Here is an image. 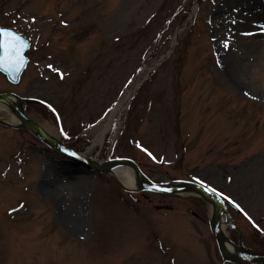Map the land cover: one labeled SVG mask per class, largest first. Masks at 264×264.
Masks as SVG:
<instances>
[{"label":"rangeland","instance_id":"obj_1","mask_svg":"<svg viewBox=\"0 0 264 264\" xmlns=\"http://www.w3.org/2000/svg\"><path fill=\"white\" fill-rule=\"evenodd\" d=\"M221 2L0 0V25L33 42V63L15 92L55 110L29 105L33 121L91 159L129 157L157 182L198 180L222 189L264 226V49L261 62L255 55L230 73L217 51V36L222 46L223 38L251 33L264 39V25L214 32ZM177 33V45L157 65ZM155 63L105 142L95 143L143 68ZM0 117L11 116L0 110ZM0 136V264H218L201 198L144 193L134 202L111 178L25 129L0 127ZM6 139L14 140L7 151ZM61 164L85 183L77 195L44 175Z\"/></svg>","mask_w":264,"mask_h":264},{"label":"bare ground","instance_id":"obj_2","mask_svg":"<svg viewBox=\"0 0 264 264\" xmlns=\"http://www.w3.org/2000/svg\"><path fill=\"white\" fill-rule=\"evenodd\" d=\"M236 8L237 11L233 12V9ZM237 23H236V21ZM255 21V22H254ZM235 22V23H234ZM264 25V0H222L221 5L217 8L214 19V32L221 34V31L227 28V33L229 32L228 27H236L234 30L250 33L255 30L262 29L260 26ZM257 28H254V27ZM247 29V30H246ZM256 36V35H255ZM253 33L251 36H241L240 39L235 40L234 42H226L223 38V46L220 44L221 36H217L218 44V54L221 57L223 62V68H227V71L239 72L242 69L241 64L247 66L248 60L252 59L261 62L262 49H264V39L255 37ZM263 37V35H259ZM227 44V46H225ZM260 54V55H258ZM258 55V56H257ZM264 63V62H263ZM251 65V64H249ZM262 79L261 83H264L263 73H260ZM142 79H138L135 84L139 83ZM133 92L130 90L126 92L123 98L118 103L116 110L112 113L110 122L112 123L124 110L127 109ZM1 108H4L1 106ZM10 121L16 125L21 124V120L15 115L10 117ZM46 129V128H45ZM108 127L105 125L103 130L97 135L96 142H103L105 138V132ZM47 132L58 140V137L52 133L51 130L46 129ZM69 169V168H68ZM66 168L65 165H48L44 168V175L52 184L62 190H66L72 195H77L80 193V189H85L86 185L81 178L75 177L73 171H70ZM112 175L116 176L126 187L134 188L136 182V176L134 175L133 170L130 167H120L115 169ZM71 180H76L75 182ZM212 208V207H211ZM213 211V209H212ZM65 212V210H64ZM63 216L65 219H68V216L64 213Z\"/></svg>","mask_w":264,"mask_h":264},{"label":"water","instance_id":"obj_3","mask_svg":"<svg viewBox=\"0 0 264 264\" xmlns=\"http://www.w3.org/2000/svg\"><path fill=\"white\" fill-rule=\"evenodd\" d=\"M23 51V50H22ZM23 69V68H22ZM22 69L15 67V80H17L22 72ZM15 102H13L8 95H0V101L6 103L18 116L22 121V127L31 131L35 136H37L41 141L46 143L51 148L57 150L58 152L76 159L80 162H83L87 166L91 167L94 170L101 171L103 173L112 175L113 170L122 167V166H129L131 167L136 176V189L130 190L124 187V189L129 191H153L159 193H166V194H176L181 192H195L200 194L206 200L212 202L215 206V215L212 222V229L217 236L223 256L226 260L236 262L239 264H264V256L255 255L250 251H247L243 248H236L237 253L235 255L229 253L225 249V240L226 237L224 236L222 229H221V216H222V203L220 199L214 193L210 192L208 189L200 186L196 183H183V184H174V185H162L157 184L150 180L139 168L138 164L131 159H115L106 162L96 163L92 162L88 158L83 157L82 155L78 154L73 149H70L64 146L61 142L57 141L55 138L50 136L43 128L33 122L25 113L24 111V103L26 102L25 99L16 97ZM73 153L75 155H73ZM115 179L116 177L112 175Z\"/></svg>","mask_w":264,"mask_h":264},{"label":"flooded vegetation","instance_id":"obj_4","mask_svg":"<svg viewBox=\"0 0 264 264\" xmlns=\"http://www.w3.org/2000/svg\"><path fill=\"white\" fill-rule=\"evenodd\" d=\"M0 54H1V48H0ZM0 94H13V95H15V84L8 81L7 77L1 71H0ZM0 109L4 112H8L5 108H1V106H0ZM0 127L5 128L7 130L11 129V127L4 126L2 124H0ZM1 136H0V138H1ZM252 193L255 196V198H260L261 197L260 193H263V192L259 191V192H252ZM240 204H243V203L240 202ZM169 208L171 210V207H168L167 209H169ZM166 211H169V210H166ZM198 219H200L201 221L203 220L202 217H200ZM261 223H264V218H261ZM240 231H241V233L233 232V234H232L233 240L236 243H238L239 240H242V244L246 248H248V249H250L256 253L264 254V234H260L256 231H252L251 233H249V232L245 233L242 228H240ZM241 234H242V237H241ZM214 251H215V249H214ZM218 253H219V250H218ZM219 257H220V262L218 260ZM218 258L216 257V259H215L218 264H232V263L225 262L222 259L220 253H219Z\"/></svg>","mask_w":264,"mask_h":264},{"label":"snow or ice","instance_id":"obj_5","mask_svg":"<svg viewBox=\"0 0 264 264\" xmlns=\"http://www.w3.org/2000/svg\"><path fill=\"white\" fill-rule=\"evenodd\" d=\"M0 36L3 37V40H0V48L3 50V54L0 55V65L16 67L18 70V67L22 66L24 60L22 50L25 45L21 43L22 38L4 28H0ZM225 46H227V44H225ZM73 155L75 154L73 153ZM149 155H151V153H149ZM209 191H215V189H209ZM236 206L239 207L238 204ZM241 211H243V209H241Z\"/></svg>","mask_w":264,"mask_h":264}]
</instances>
